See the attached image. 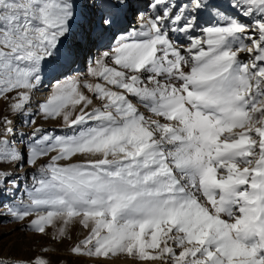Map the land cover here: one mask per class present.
<instances>
[{"label": "snow or ice", "instance_id": "6c2138e0", "mask_svg": "<svg viewBox=\"0 0 264 264\" xmlns=\"http://www.w3.org/2000/svg\"><path fill=\"white\" fill-rule=\"evenodd\" d=\"M0 207L73 264H264V0H0Z\"/></svg>", "mask_w": 264, "mask_h": 264}, {"label": "rangeland", "instance_id": "374dc122", "mask_svg": "<svg viewBox=\"0 0 264 264\" xmlns=\"http://www.w3.org/2000/svg\"><path fill=\"white\" fill-rule=\"evenodd\" d=\"M42 92L47 94L48 89L45 88ZM41 92V93H42ZM41 93L37 94L35 100H43ZM46 96V95H45ZM43 123L45 128L56 127L57 133L59 134L58 126L39 121ZM22 131L27 129H21ZM23 169L21 172V186L22 188L27 187V182L23 178ZM9 199H11V194H7ZM20 193H17V199L20 198ZM5 209L0 207V248H3L7 252H11L14 255L19 256H35L41 255V246L49 248H59V251H50L47 253L53 260V264H73L74 257H71L64 249L66 244H57L55 241L50 240L47 237H40L33 235L32 231L27 227H24L18 222H11L10 218L3 213ZM81 233L79 231L74 233V237H79ZM68 243H71L69 241ZM114 264H126L125 261L117 260Z\"/></svg>", "mask_w": 264, "mask_h": 264}, {"label": "bare ground", "instance_id": "6f19581e", "mask_svg": "<svg viewBox=\"0 0 264 264\" xmlns=\"http://www.w3.org/2000/svg\"><path fill=\"white\" fill-rule=\"evenodd\" d=\"M41 95H43L42 97L44 98L45 95H47V94H45V92H42ZM119 261H120V260H119Z\"/></svg>", "mask_w": 264, "mask_h": 264}]
</instances>
